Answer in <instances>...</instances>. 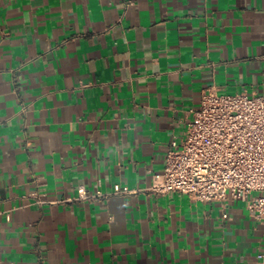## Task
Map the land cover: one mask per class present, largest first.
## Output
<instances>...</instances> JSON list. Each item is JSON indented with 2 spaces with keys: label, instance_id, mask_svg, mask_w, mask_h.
Returning a JSON list of instances; mask_svg holds the SVG:
<instances>
[{
  "label": "crops",
  "instance_id": "1",
  "mask_svg": "<svg viewBox=\"0 0 264 264\" xmlns=\"http://www.w3.org/2000/svg\"><path fill=\"white\" fill-rule=\"evenodd\" d=\"M211 88L264 94V0H0V264H264L245 197L146 191Z\"/></svg>",
  "mask_w": 264,
  "mask_h": 264
},
{
  "label": "built area",
  "instance_id": "2",
  "mask_svg": "<svg viewBox=\"0 0 264 264\" xmlns=\"http://www.w3.org/2000/svg\"><path fill=\"white\" fill-rule=\"evenodd\" d=\"M184 140H173L163 171L146 191L155 195L179 192L198 201L246 198L248 213L264 226V94L204 92L190 109ZM136 190L88 191L53 202L95 201ZM44 202V201H39ZM264 260V247L258 254Z\"/></svg>",
  "mask_w": 264,
  "mask_h": 264
}]
</instances>
